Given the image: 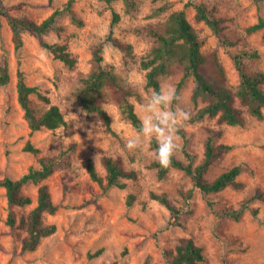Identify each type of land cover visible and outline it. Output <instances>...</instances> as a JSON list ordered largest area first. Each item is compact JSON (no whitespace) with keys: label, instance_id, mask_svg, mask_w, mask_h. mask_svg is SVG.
<instances>
[{"label":"rangeland","instance_id":"rangeland-1","mask_svg":"<svg viewBox=\"0 0 264 264\" xmlns=\"http://www.w3.org/2000/svg\"><path fill=\"white\" fill-rule=\"evenodd\" d=\"M68 0H0L15 15H27L40 22ZM205 2L216 7L225 18L226 34L235 45L224 44L203 21L195 19L193 6L187 3ZM113 7L122 14L121 21L114 26V35L129 42L134 48V58L125 60L123 52L106 41L111 30V6L105 0H74L73 10L82 24L73 22L70 14L59 19L63 27L60 33L51 31L50 42H68L70 51L77 57L74 68L67 67L53 54L42 47L32 34H24L21 65L12 42V32L6 19L0 16V62L7 56L10 64V82L0 85V179L9 176L17 179L30 166L37 164L38 156H54L60 150L74 145L66 163L60 165L40 184H27L23 192L33 202L24 207H9L5 189L0 187V264H171L168 251L174 250L181 237L192 236L204 248L205 261L201 264H264V119L246 115L242 125H223L222 142L233 145V149L220 157L211 167L207 177L215 176L234 164H242L238 179L243 182L240 189L227 187L218 193L205 194L198 188L188 204L181 201L179 189L193 187L191 178L181 170L172 168L167 177L160 179L151 164L156 152L150 146V138L138 132L124 118L119 106L107 97L104 106L109 112L112 128L108 132L97 114H88L78 104L75 91L92 67V50L103 44L105 61L115 66L126 83L139 90L141 97L132 98L139 116L152 96L146 87V71L141 67V57L150 49L153 40L144 30L145 26L157 25L171 12L185 8L187 17L204 40L202 50H216L225 68L228 83L236 86L239 74L232 54L242 47L257 48L258 59L248 60L249 70L264 71V42L262 31L248 33L246 27L264 16V1L254 0H139L138 10L132 14L124 11L122 1ZM166 7L164 10H160ZM21 67L28 84L37 86L51 103L60 106L68 122L67 126L55 130L47 128L31 132L24 117V110L17 98V71ZM181 73L176 70L162 78L165 88L176 89ZM194 82L189 78L182 88L178 103L162 106L164 111L178 109L188 114L178 122L189 135V149L197 154V162L203 159L204 140L207 127H218L216 118L206 117L192 122L191 116L197 107L191 99ZM264 89V85L262 86ZM38 109L49 104L32 96ZM204 102L199 103V107ZM174 131L176 155L185 159L179 147L183 140ZM132 138L137 149L129 150L126 141ZM30 140L40 149L37 155L25 150ZM110 155L123 160L127 169L138 172L137 179H127L126 187H113L106 193L94 182L87 170L88 159H93L101 174H105L102 157ZM46 184L58 209L45 214L46 222L56 224V231L42 239L40 246L32 252L22 250L25 232L7 223L12 209L17 219L29 212L36 204L38 189ZM166 192L178 206L184 207L182 225L172 223L169 210L160 202L150 198V192ZM134 193L132 206L127 198ZM255 193L258 198L245 208L242 217H220L216 213L226 208L240 209L242 202ZM258 208V214L252 210ZM103 248L100 255L94 253Z\"/></svg>","mask_w":264,"mask_h":264},{"label":"trees","instance_id":"trees-1","mask_svg":"<svg viewBox=\"0 0 264 264\" xmlns=\"http://www.w3.org/2000/svg\"><path fill=\"white\" fill-rule=\"evenodd\" d=\"M111 6L112 22L111 30L106 41L120 49L126 61L134 58V48L129 42H125L114 35L113 28L121 19L122 14L117 11L113 4L122 1L124 11L132 14L138 10L139 0H105ZM260 3L264 0H254ZM74 0H68L56 8L49 16L37 22L27 15H15L5 7H0V16L4 17L12 32V42L17 56V62L21 65V52L24 47V34L35 36L40 45L49 50L56 59H59L67 67L74 68L78 62L77 57L70 51L68 42H50L47 35L51 31L60 33L63 27L59 25V19L64 14H70L73 22L82 24L73 10ZM193 6L196 10L195 19L205 22L218 38L226 45L233 46L235 41L226 34L225 18L220 16L216 7L205 2L187 3L185 8ZM162 7L160 10H164ZM185 8L175 10L161 23L144 27L146 33L152 38L150 49L141 57L140 65L146 71V87L158 92L162 85V78L171 75L176 70L181 73L177 82L175 95L180 97L182 88L189 78L193 79L194 87L191 99L197 111L191 116L192 122L201 121L206 117L216 118L218 127H207V135L204 140L203 159L197 162V154L189 149L190 137L182 128L177 127V133L183 143L179 147L185 159L179 158L174 152L168 167H162L156 160L151 167L156 169L160 179L167 177L172 168L181 170L191 178L193 187L188 190L179 189L181 201L188 204L194 196V189L198 188L202 193H218L227 187L240 189L243 182L238 179L242 172V164H234L224 170L213 179L207 175L215 162L225 153L233 149V145L221 141L224 135L223 125H242L246 121V115L257 119H264V71L249 70L248 60L258 59L261 52L257 48H238L232 54V60L239 74V82L236 86L228 83L227 74L216 50L205 53L202 50L204 40L198 34L196 28L187 17ZM248 33L262 31L264 42V16H260L257 22L246 27ZM92 67L90 72L81 79V84L75 91V98L86 113L97 114L104 123L108 132L115 133L112 128L111 118L104 106L105 99L111 97L119 106L120 111L133 127L140 132L141 117L135 109L132 98L139 99L141 94L134 86L126 83L123 77L116 71L115 66L105 61L103 44L99 43L92 50ZM10 82V64L5 55L0 62V85ZM17 98L24 110V117L28 122L31 132L44 128L55 130L67 126L65 114L59 105L51 103L37 86L28 84L25 72L21 67L17 71ZM36 94L40 100L49 104L44 109H38L32 99ZM173 99V105L178 103ZM204 105L199 107V103ZM142 133V132H140ZM150 146L155 150L156 137L150 138ZM75 146L60 150L54 156H38L37 164L32 165L19 178L14 179L6 176L0 179V187L5 189L9 207L30 205L33 202L31 196L23 192L27 184H40L49 177L60 165L66 163ZM25 150L35 154L40 149L35 147L30 140L25 145ZM102 165L105 174H101L93 159H88L87 170L90 178L96 182L103 193L113 187L125 188L127 179H137L138 172L127 169L119 157L105 155L102 157ZM135 194L130 193L127 205L134 204ZM150 198L163 204L170 212L172 223L182 225L185 214L184 207L178 206L166 192H150ZM258 198V193L244 200L240 209L226 208L216 212L218 216H230L239 220L248 204ZM58 206L53 201L46 184H41L38 189L37 204L27 213L17 219L11 209L8 213L7 223L17 226L25 232L22 240V250L25 252L35 251L41 244L42 239L52 235L57 227L54 223H48L45 214H53ZM258 214V208L252 210ZM103 248L98 249L93 256L100 255ZM167 258L171 264H201L205 261L204 248L197 244L192 236L181 237L174 250L168 251ZM116 264V263H114Z\"/></svg>","mask_w":264,"mask_h":264},{"label":"clouds","instance_id":"clouds-1","mask_svg":"<svg viewBox=\"0 0 264 264\" xmlns=\"http://www.w3.org/2000/svg\"><path fill=\"white\" fill-rule=\"evenodd\" d=\"M173 99H178L175 92L162 84L158 92L152 93L141 119L140 132L148 137H156V159L162 167H168L171 156L177 149L174 131L178 122L181 118H188V114L180 109L171 112L162 110V106L170 104ZM125 146L130 151L137 149L132 138L126 141Z\"/></svg>","mask_w":264,"mask_h":264}]
</instances>
